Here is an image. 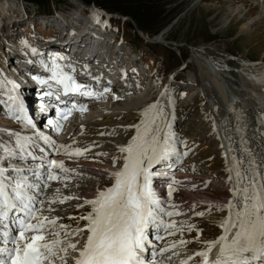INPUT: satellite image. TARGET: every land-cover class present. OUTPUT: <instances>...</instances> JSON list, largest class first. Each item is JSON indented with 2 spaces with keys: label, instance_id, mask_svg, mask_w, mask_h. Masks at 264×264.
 I'll list each match as a JSON object with an SVG mask.
<instances>
[{
  "label": "snow or ice",
  "instance_id": "obj_1",
  "mask_svg": "<svg viewBox=\"0 0 264 264\" xmlns=\"http://www.w3.org/2000/svg\"><path fill=\"white\" fill-rule=\"evenodd\" d=\"M52 79L64 86L65 93L78 91L82 87L77 85L75 89L70 88L72 77H60L55 71ZM87 95L95 94L88 92ZM8 100L14 108L12 118L35 128L33 119L25 113L17 97L10 95ZM149 107L155 108L156 105ZM85 110L86 106L80 108V111ZM69 114L70 111L62 112L61 119H67ZM144 115H148V109ZM47 123L53 125L55 122L48 120ZM149 123L154 121H142L131 126L136 128V135L126 146H118L124 158L122 167L110 174L114 182L98 191L95 198L84 201V204L91 206V211L79 217L86 222L83 228L77 227L71 232L66 225H60L64 229L63 239L59 231L50 233L51 239L45 235L49 226L56 225L59 218L50 219L43 215V201L36 198L34 190H41L38 177L47 186L50 181L60 180V173L73 170L65 167L62 160H45L34 154L46 150L38 146L36 141L47 144L51 142L47 136L34 138L11 133L9 139L11 141L15 137V147L5 146L0 141V264H54L57 257L62 264H68L69 250L74 253L73 264H146L143 255L148 245L152 244L149 231L161 227L175 228V222L163 224L164 216L173 213L166 211L165 202L153 187V180L164 175L154 169L179 154L171 143V132L161 138L159 130L149 127ZM56 128L59 130L61 125L56 123ZM67 147L60 146L65 150ZM52 150H59L54 143ZM88 150L77 147L67 151V154L79 156ZM29 160L38 167L19 166ZM237 177L240 178L241 186L234 187L232 191L234 200L236 197L239 199L236 202L229 201L226 205L229 215L221 223L223 235L209 242L206 250L196 254L203 257V264H209L211 249L221 242L220 255L211 264H264V184H261L259 173L254 168L251 173L238 171ZM172 192L169 184L167 196L171 197ZM67 199L79 198L67 196L60 202ZM79 207H83V204ZM232 229H235L234 234H230ZM83 232L87 236L82 246L78 247L79 242H68L69 236H79Z\"/></svg>",
  "mask_w": 264,
  "mask_h": 264
},
{
  "label": "rangeland",
  "instance_id": "obj_2",
  "mask_svg": "<svg viewBox=\"0 0 264 264\" xmlns=\"http://www.w3.org/2000/svg\"><path fill=\"white\" fill-rule=\"evenodd\" d=\"M7 1L9 3L10 2L16 3V0H7ZM52 1L56 2V1H64V0H52ZM83 1L85 2V0L82 1L80 0L78 2L83 3ZM94 1L97 3H105L107 4L106 7L117 9L118 11L127 14L130 16V18L134 19L136 24L133 22V25L132 24L129 26L125 25V27L127 28V32L129 33L130 36H134L132 32L134 29L136 31V28H138L140 31L143 30L142 32L143 34L144 33L148 35L155 34L154 35L155 40L159 39L158 38L159 35L161 36L164 35V37L160 36L161 40H164L166 38L167 43L160 44V47L163 52L162 55L154 54L155 57H157L158 60L161 62L159 67L156 69V73L154 75H151L149 79L147 77V73H145L146 77L143 78V81L146 83L145 86L153 88L156 91V94L158 91V96L156 97V99L150 102L151 105H156L155 109L157 110L147 121L148 122L154 121V123H149V127L153 126L154 128L158 129L161 138H163L164 130L161 131L163 127H160V121L162 119L163 112L165 114L167 112L168 114V111L164 106V104L166 103V101L163 100L165 95L162 92L160 93V91L158 90V83L161 80V84L162 85L165 84L167 88V85L170 83H174V85H178L179 82L177 81L178 80H180V82L182 81V83H180L179 86H176L173 91L169 90V92L172 93L171 96L176 101V105L178 106V113H180V116L185 115L186 117L189 118L188 120H186L187 122L186 121L183 122V117H178L176 115L177 113H175L174 111L172 112L173 115H175V121H176L175 126L179 125L177 121H179L181 124V126H178V129L175 130V133L177 135H180V131L182 132V135H180L178 141L180 151L182 152L183 150V153H186V155L183 154V156L189 159L188 162L189 165L187 167L188 169L187 174L189 177L182 184L179 183V185L175 187L173 190L172 195H174V198L179 197L180 199L178 201V204L176 203L171 205V212L173 213V215H171L169 218L170 221L175 222V224H181L182 228L179 230H172V233L174 234H167L166 236L169 237L171 241L166 246H168L170 252L176 254L174 257L171 256V258H173L172 264H177V262L179 261L178 259L179 255L187 251L182 247V245L187 243L189 244V247L191 245L203 246L205 243L208 242V240L212 239V237L216 233H218V230L220 228V223H222L229 214V210L226 209L225 205L228 204L229 200L233 202H236L237 200L236 197L234 201V194L232 191V189L236 186L234 182L236 180L235 172H233L235 170L234 166L232 164H227L228 167L232 168V173L229 174L225 165L227 161H229V158L231 160L233 156L231 146L230 144H228V138L226 137V135H221L220 144L218 146L219 142L215 141L214 139V133L217 132V130H212L210 128L205 129L204 127L203 129L199 130L200 132H202L200 133V135L186 134V133L199 132L196 129L195 123L198 122L208 110H211L213 118L215 117L214 120H217L218 117H221L222 114L225 113L226 101H223L222 97L218 95L220 93L217 92L215 86L216 83H221L222 85H225L226 92L230 96L232 94V90L241 91L240 92L241 94H242V90L244 92L248 91L250 83L247 80H245L247 79L246 77H244L245 79L242 77L244 75L242 76L238 74L236 75L237 72L235 73V75H233L234 72L221 73L223 75L216 73L213 79V77L209 74L208 70H206L205 65L204 64L201 65V59H203L202 57H204L203 56L204 54H207L209 56V59L207 61L209 62L212 61L216 66L217 64L224 65L223 64L224 60H222V58H218L217 60H215V58L219 56L223 57L224 59H228L227 57L230 55L233 56V57L230 56L231 58L241 57V58H245V59L247 58L250 60H257V61L264 59V22H260L259 24L252 27V29L241 31L242 30L241 27L243 25V23L239 22L241 18H239L238 15H236L237 16L236 17L235 14L233 16V13H231V8H230L231 7L230 4L232 3L234 4L237 0H203L202 4H197V5H195L196 2H194V0H94ZM241 1L243 2L244 7L241 4H236V3L235 4L240 6V8H247L248 10H253L252 7L250 6L247 7L248 4L247 0H241ZM78 2H75V6L78 8V10H80L81 6L78 4ZM3 4L4 2L1 3L0 1V7ZM59 5L61 7H65V5L57 3V6ZM22 6H26L29 9L30 13L37 11L36 7H32L29 4L26 5L23 2L19 3L18 1L17 4L15 5V8L20 10ZM39 6L40 7L38 10H41L42 12L43 8L41 5ZM91 8L96 9L95 7H91ZM2 10L4 11L5 9ZM259 11L260 8L258 9L255 8L253 10V16L259 14L258 13ZM35 16L37 17V15ZM129 16L126 17L129 18ZM121 17L124 18L125 16H121ZM58 21L60 20L58 19ZM19 23H20L19 21H13L11 25L12 27H14ZM60 23L63 24L64 21H60ZM22 27H23L22 25L18 27V29L16 30L17 34L23 35ZM3 32L6 33V31ZM134 38L136 37H132V39ZM1 41L4 42L3 38H1ZM1 41H0V45H1ZM158 41H160V39ZM27 42L30 44V41ZM128 45L130 46L133 45L139 51V53L141 52V48L132 44L131 42H128ZM140 46L144 48V50L142 51H146V53H150L147 50L145 44L141 43ZM167 47L170 48V50L176 54V56L174 57L175 60L174 62H172V64L170 63L171 55L169 53L164 52V50L168 49ZM124 50L127 52V54L129 53L128 48L125 47ZM4 51L5 49L2 50L3 53ZM139 53H137L135 56H132L131 58L132 59L136 58L139 55ZM204 59H206V57H204ZM5 60H6V53L4 54V59L0 61V69L3 66L2 61L5 62ZM177 60H182L183 64L181 62L177 63ZM137 64L140 65L139 63ZM147 65L149 67L158 66V64L155 62L154 58L152 57L147 58ZM171 66H173L172 69H169ZM18 67L19 66H16L15 68ZM165 70L169 71L170 74L167 75L165 78H163L162 74L167 73V71ZM15 71H17V69L12 70V72ZM219 77L223 79L222 82L220 81ZM152 93L153 92L150 91L148 95ZM156 94L154 92V95H152L151 99L155 98ZM133 98L130 95L129 97L125 98L126 100L127 99L130 100H127L125 102L122 101V103L119 104V106L123 107L122 104L131 103L132 101H134L132 100ZM245 98L250 99L249 96H245ZM146 99L148 100L149 98L146 96L145 100L144 99L142 100L147 101ZM249 103L251 104V107H255L256 105L251 99L249 100ZM107 109H110V107L109 108L107 107ZM246 112L247 111L243 112V114H245ZM258 112L252 113V119L246 117L247 120L250 119L249 121L251 123V129H252L250 134L252 135L251 136L252 138L254 137L253 145L252 144L251 145L256 152L259 151L261 148L264 149V144H262L264 143V136H262L258 132L259 130L256 125L257 123L256 118L263 117L264 111L260 110ZM132 113L133 115H135L134 116V120L136 121L135 123L141 122V119H139L140 112L138 115L134 114V112ZM172 113L170 118L171 120H172ZM92 114H96V112L94 111L92 112ZM243 114L241 115L242 118L240 122L244 123L248 128L249 123L244 119ZM90 118H94V117H90ZM129 120H130L129 122H131L133 118H129ZM191 122H193V125L190 128H185L186 133H184V128H183L184 124L187 123L185 125H188ZM75 124L76 122L72 123L71 125L72 131L75 130L76 127ZM132 130L135 131L133 127ZM205 130L207 131L206 134H205ZM224 130H226L228 136L231 135V132L228 129H226L225 125H224ZM130 134H132V131H127V135L129 136ZM120 136L122 137L123 135L120 134ZM210 139L214 144L210 141ZM122 140H126V139L124 138ZM194 140L200 142V144H202V147L198 146L197 143L194 142ZM231 142H232V137H231ZM254 142L257 144V146L254 144ZM247 154L249 156L248 158H250V161L254 164V162L251 159L252 156L251 152L249 151V153ZM101 156H102L101 158H96V160L95 159L94 160L96 162L105 163V159L103 160V157H105L104 153ZM261 156H262L261 153H259L258 157ZM110 160L111 159H109L108 160L109 162L106 164H96V165L97 166L109 165L113 168L115 164H113V162ZM234 160L238 161V155L233 156V160H232L233 164H235ZM117 164L118 167H120V165H122L123 163L122 164L117 163ZM236 165L237 167H239V164L236 163ZM159 167L162 168L164 166L158 165L156 168ZM179 167L180 164H177L175 170H178ZM241 169L243 171L242 167ZM110 176L111 175H109L107 178H104L103 180H98L96 178H92L88 176L87 177L76 176L74 178L73 183L69 185L70 188L68 189V191L67 190L65 191L66 194L67 193L73 194L72 189H74L76 194L73 195L79 198L78 200L77 199L74 200L77 202V204L73 205V207L70 210V213L66 214L67 217L65 216L66 218L64 220L65 221L64 225L67 226V229L69 231L74 232V230H76L77 227L79 228L84 227L80 225L86 222L84 220L79 219V217L85 216L88 214L89 211H91V206L88 204H84V201L88 200L87 199L88 197L90 199H93L97 195L98 191L111 186L114 180ZM73 186L74 187L76 186L75 187L76 189ZM52 187L55 186L52 185ZM52 187H48V190H53ZM56 190L57 189H54V191L51 192L53 193ZM193 200L194 201L204 200L205 202L202 201L196 204L194 203ZM71 201L72 199H69L68 202H63L62 204L65 207L69 205L68 203H70ZM52 204H57V203H52ZM81 204H83V207H79V205ZM200 212H203L204 215H197V213ZM70 217H75L76 219H69ZM169 219L167 218V221H169ZM204 230L212 231V232H203ZM57 231L62 233L64 232V229L61 228L60 226H55L53 229L47 230L45 235L49 239H51L53 237H51L50 233ZM60 238L63 239L64 235ZM80 238H81V234L79 236H69L67 239L68 242H72L75 239L79 240ZM191 238L194 239L200 238L202 240L199 242H193ZM174 240H176V243L174 242ZM181 241H184V243H181ZM173 245L175 246L173 247ZM184 256L185 255H183L182 257ZM70 258H71V253L69 251L67 260ZM54 261L55 264H62L61 260L58 257L55 258ZM190 264H196V263L191 262Z\"/></svg>",
  "mask_w": 264,
  "mask_h": 264
},
{
  "label": "bare ground",
  "instance_id": "obj_3",
  "mask_svg": "<svg viewBox=\"0 0 264 264\" xmlns=\"http://www.w3.org/2000/svg\"><path fill=\"white\" fill-rule=\"evenodd\" d=\"M202 1L203 0H194V2H196L195 5L202 4ZM230 6H231L230 7L231 13H233V16L235 14V16L238 15L239 18H241V20L239 21V22L243 23V25L241 27V29H242L241 31H246L248 29H252V27L259 24L260 22H264V8L263 7H261L263 9L260 8V11L258 12L259 14H257L256 16H253L254 8H252L253 10H248L247 8H240V6L236 5L235 3L230 4ZM8 8H10V7L8 6ZM2 20L5 24V25L3 24V31H6V33L5 32H2V33L7 37H12L15 33L14 29L24 22L23 18H20L18 20H15V19L11 20V16L9 13H7L6 16H4V18ZM13 21H19L20 23L17 24L16 26L12 27L11 23ZM160 36L161 35H159L158 38L161 40V37H164V35H162L161 37ZM159 39H156V40H159ZM162 39H164V38H162ZM12 54H13L14 59H17V58L20 59L21 58L22 60L23 59L26 60V55H28V54L32 55L34 57L39 56V52L36 50L35 46H31V47L29 46V50L27 53L20 52V51L16 52V50H15V51H12ZM203 56L206 57V59H204V57H202L203 59H201V65L202 64L205 65L206 70H208L209 74L213 77V79H214L216 73L221 74V73L234 72L233 75H235V73L237 72L236 75L237 74L238 75H244V74L248 75V72H249L248 68L244 67V65L237 64L233 60L224 59L223 57L219 56V57L215 58V60H217L218 58H222V60H224L223 61L224 65L217 64V66H218L217 67L216 65H214V63L212 61L211 62L207 61L209 59V56L207 54H204ZM12 62H13V59L11 60V63ZM7 67L10 68V65H8ZM224 67L227 68V71L223 70ZM230 67H231V69H230ZM232 67H234V68H232ZM112 68H113V66H112ZM22 70L24 71V69H22ZM25 70L29 74H32L31 73L32 70H31V67L29 68V65H26ZM18 72L19 71H17V73ZM221 75H223V74H221ZM219 79L222 82L223 79H221V77H219ZM256 79L260 83L258 88H261V92H258V93L255 91V88L257 87V85L249 84V83H248L249 84V90L248 91L244 92L242 90V94H241L240 93L241 91L232 90L231 96L228 95V93L226 92V86L225 85H222L221 83H216V85H215L217 92L220 93L218 95L222 97L223 101H226L225 102L226 103V105H225L226 110H225V113H223L221 116V122L219 124V127L224 130V125H225L226 129H228L231 132V135L229 136V144L231 146L233 156L238 155V161L234 160L235 164L232 163L233 156H232L231 160L229 158V161H227V163H226V167H227L229 174L232 173V168L228 167L227 164H232L234 166L235 170L233 172H235V176H236L235 177L236 180L234 181L235 185H236L235 187L241 186L240 185V178L237 177V172L242 171L241 167L243 168L244 172H248V173H251L253 168H254V170L259 173V179H260L261 184H264V153H263L264 150L261 149L262 150L261 155L263 156L261 159V157L257 156V152L252 147L253 140L251 141L250 132L248 131L247 126L244 123L240 122V120L242 118L241 115L245 111H247V112L245 114H243V117L246 121H248V123H249V119L247 120L246 117H249V118L252 117V110H251L252 107H251V104L249 103L250 99L253 101L257 100L258 103H255V104L258 105L259 107L261 105L264 106V71H262L260 73V75L256 77ZM120 82H121V80L114 81L117 88L113 90V93H114V95H116L117 97H120V98L116 99L117 100L116 102H113L112 105L108 106V108L110 107V109H107L103 112H100L97 115V117H95V118L89 117L88 119H86L82 125L83 127L78 132L76 137L71 138V136L65 135L62 138H59V141H55V140L53 141L52 140L51 142H49V144L51 146H53V143H54L56 148L59 149L58 151H54L53 158L56 159L57 161H61V160L64 161L65 167L72 169L73 171L70 173H60V175H61L60 180L50 181V184L51 183L55 184V187H53V190H51V191H54V189H57V190L53 193L52 192H45L44 196H41L40 198H38V199L43 201V215L44 216H47L50 219L57 218V217L59 218L57 221V224L49 226L48 230L53 229L55 226L64 225L65 224L64 220L67 217L66 214L70 213V210L73 207V205L77 204V202L74 201L76 199H72V201L70 203H68L69 205H67L65 207L60 202L61 199H63L64 197H67V196L75 197L73 195V194H76L74 189H72L73 194L69 193L70 194L69 195L68 193L66 194V192H65L66 190L68 191V189L70 188L69 185L73 183V180H74L73 177H76V176H86V177L88 176V177H92V178L103 177V176L108 177L113 171H115L111 166H108V165L107 166H101L100 165L101 167L95 166L96 163L94 162V160H92V158H101L102 157L101 155L104 153L105 157H103V158L105 160L111 159L110 161H112L113 164H117L121 161L123 163L124 154L118 151V146H126V144L131 141L133 135L134 134L136 135V128L133 127V129L135 131H133L132 129H128V130H131L133 132L132 136L129 137L128 135L127 136L123 135L122 136L123 138L120 136L122 130H127V128L131 127L132 125H137V123H134L133 120L131 121V123L129 122L130 121L129 118H133L132 111L136 110V111L140 112L139 116H140L141 122L147 121L149 119V117L151 116V114L154 113V112L152 113V108H150L149 106H146V103H148L149 101L154 99V98L151 99L152 95H154V92L156 94V91L154 89H152L150 87L146 88L145 84L141 85V84H139V82H138V85L130 84L129 86L125 87V86L121 85ZM150 91H152L153 93L148 95V93ZM10 95L17 97L18 102L21 104L20 97L17 94L14 85L7 83L5 81V79L3 78L1 72H0V101H3V103H0V141H3L5 146L15 147V143H14L15 137H12L11 141L9 139L11 133H17L22 137L23 136H33V135L28 133V132H31V128H32L31 126H26L23 122L12 118V112L14 111V108L11 106V102L8 100V97ZM130 95H135L134 98L132 99L134 101H132L129 104L128 103L122 104L123 107L119 106V104H121L122 101H124V102L127 101L124 99ZM146 96L149 99L148 100L146 99L147 101H143L142 99L145 100ZM245 96H249L250 99L245 98ZM139 99H141V100H139ZM118 101H120V102H118ZM114 103H115V105H114ZM120 109H123V110H120ZM146 109H148V115L147 116L144 115V112ZM174 112L176 113V111H174ZM181 117H183V122L189 119L186 116H181ZM214 119H215V117H214ZM214 119H213V115H212L211 110H208L202 116V118L198 122L195 123L196 129L199 131L205 127V129L210 128L212 130H216L215 127L217 125L215 126ZM164 120L165 119H163V122H164ZM170 120L171 119H169V121L166 125L167 129L165 128L164 136L167 133L171 132V134H172L171 143L178 150L177 136L174 133V126H175L176 121H175V115H173V113H172L171 122H170ZM169 122H170V124H169ZM177 123L180 124L179 121H177ZM263 123H264V121H263ZM138 124H141V123H138ZM185 124H187V123H185ZM185 124L183 126L184 129L190 128L193 125V122H191L188 125H185ZM257 124L261 125V123H257ZM141 126L143 127V125H141ZM224 131H225L226 136L228 137L226 130H224ZM233 131H235V132H233ZM101 133H103V134H101ZM185 133H186V130H185ZM200 133H202V132L199 131V132H195V133H186V134H199L200 135ZM206 133H207V131L205 130V134ZM127 137H129V138H127ZM231 137H232V142H231ZM121 138L122 139L125 138L126 140H122ZM214 139H215V141L219 142V137H218L217 132L214 133ZM210 141H211V139H210ZM237 141H239V142L237 143ZM37 142L38 141H36V143ZM219 143H218V146H219ZM236 144L239 146L238 149L236 147ZM262 144H264V143H262ZM61 145L68 146L67 150L60 148ZM77 147H79L81 149L88 148L89 150L85 151L83 153V155H79V156H75V155L69 156L67 154V151H72ZM241 150L244 151L243 152L244 154L249 153V151L251 152V154H252L251 159L254 162V164L250 161V158H247L249 164H246V162H245L246 158L244 157V155L243 156L239 155V152H242ZM178 153H179L178 155H173V157L166 163V166L177 164V161L179 159H181V157H182L179 150H178ZM222 154H225V153H222ZM247 157H249L248 154H247ZM187 162H188L187 160H184L182 162V164H188ZM260 162H261V164H260ZM236 163L239 164V167H237ZM110 164H111V162H110ZM251 164H253V165H251ZM249 165H251L252 167L250 168ZM156 171L164 173V175H161V176H159L153 180L154 189L156 191H159V194L161 191L167 192V188H168L169 184H171L172 187L177 186L179 183H181V181L185 177L183 174H179L177 172H174L175 170L171 171L169 168H166V167L159 168V170H156ZM170 180H172V183L170 182ZM60 181H62L63 184ZM87 199L89 200L90 198L88 197ZM238 199H239V197H237V200ZM53 200L55 202H52ZM68 201H69V199L65 200L64 202H68ZM202 201H204V200H202ZM202 201L197 200V201H194V203L197 204L198 202L200 203ZM52 203H57V204H52ZM225 207H226V205H225ZM226 209L228 210L227 207H226ZM227 218H228V216L225 219H227ZM225 219H224V221H225ZM163 224L167 225V223H165V222H163ZM177 227L178 226L175 225V228H177ZM161 228H165V227H161ZM175 228H166V229L168 231V230H172ZM158 230L159 229H151L149 231V239L156 238V237L160 236V233L158 232ZM221 231H222L221 235H223L224 230L222 227H221ZM234 232H235V229H232L230 234H234ZM63 235H64V232L61 233V237ZM166 235H167V233L162 235V238H161L162 245L170 243V241L166 243V240H168V239H165ZM219 237H215V238L209 240L206 243V248H204L201 251L206 250L208 247V243L217 240ZM221 246H222V242L217 243L211 249V252L209 253V264H211V261L215 260L220 255ZM180 259L183 260V258H180ZM201 259L203 261V257H201Z\"/></svg>",
  "mask_w": 264,
  "mask_h": 264
},
{
  "label": "trees",
  "instance_id": "obj_4",
  "mask_svg": "<svg viewBox=\"0 0 264 264\" xmlns=\"http://www.w3.org/2000/svg\"><path fill=\"white\" fill-rule=\"evenodd\" d=\"M102 4V6H104V8H106V5L107 4H105V3H101ZM110 8V7H109ZM110 10H115V11H118L117 9H112V8H110ZM118 12H120V11H118ZM121 14H124V13H122V12H120ZM124 15H127V14H124Z\"/></svg>",
  "mask_w": 264,
  "mask_h": 264
}]
</instances>
